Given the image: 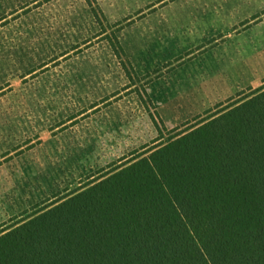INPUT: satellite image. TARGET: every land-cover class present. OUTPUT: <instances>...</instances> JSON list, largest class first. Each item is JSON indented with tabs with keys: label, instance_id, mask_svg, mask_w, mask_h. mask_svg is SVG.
<instances>
[{
	"label": "rangeland",
	"instance_id": "374dc122",
	"mask_svg": "<svg viewBox=\"0 0 264 264\" xmlns=\"http://www.w3.org/2000/svg\"><path fill=\"white\" fill-rule=\"evenodd\" d=\"M264 86V0H0V232Z\"/></svg>",
	"mask_w": 264,
	"mask_h": 264
},
{
	"label": "trees",
	"instance_id": "16d2710c",
	"mask_svg": "<svg viewBox=\"0 0 264 264\" xmlns=\"http://www.w3.org/2000/svg\"><path fill=\"white\" fill-rule=\"evenodd\" d=\"M0 264H264V86L0 232Z\"/></svg>",
	"mask_w": 264,
	"mask_h": 264
}]
</instances>
